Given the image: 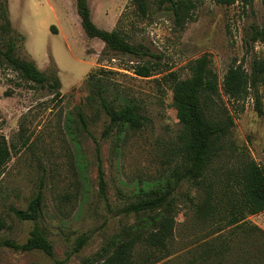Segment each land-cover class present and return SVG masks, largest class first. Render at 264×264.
Masks as SVG:
<instances>
[{
	"label": "rangeland",
	"instance_id": "obj_1",
	"mask_svg": "<svg viewBox=\"0 0 264 264\" xmlns=\"http://www.w3.org/2000/svg\"><path fill=\"white\" fill-rule=\"evenodd\" d=\"M190 1V18L179 26L169 6L158 0H149L144 17L136 14L130 0H87L97 27H118L147 53L137 58L106 50L102 41L88 38L76 0H0V48L5 50L14 39L15 56L57 78L60 92L56 96L53 88L21 80L0 58V135L12 147L0 176V217L7 224L0 230V264H88L137 220L126 207L141 196L140 189L168 177L175 166L180 124L164 76L173 71L186 78L188 64L204 56L220 83L230 64L242 62L249 69L252 59L264 61V40L251 38L253 29L264 27V0L229 6ZM6 19L7 31L2 29ZM143 62L156 66L148 77L131 69ZM95 71L108 86V99L118 94L138 105L145 116L140 129L103 133L109 119L87 97L88 76ZM259 91L262 114L252 95L236 103L220 91V100L234 117L239 149L264 166V74ZM98 160L104 194L99 192ZM234 163H215L214 177H223ZM38 191V218L18 220L11 208L25 209ZM174 197V238L166 256L153 264H186L198 256L201 242L215 236L211 226L194 216L199 190L184 181ZM247 219L264 230V212ZM34 225L53 245L52 257L2 244L24 242ZM136 250L141 254L144 248Z\"/></svg>",
	"mask_w": 264,
	"mask_h": 264
},
{
	"label": "trees",
	"instance_id": "obj_2",
	"mask_svg": "<svg viewBox=\"0 0 264 264\" xmlns=\"http://www.w3.org/2000/svg\"><path fill=\"white\" fill-rule=\"evenodd\" d=\"M213 1L225 6L235 2L253 3V0ZM158 2L169 6L177 25L183 26L190 18L193 8L190 0ZM148 3L149 0H130L140 17L146 16ZM76 13L84 34L102 41L106 50L137 58L147 55L140 45L132 44L118 27L113 30L97 27L91 19L87 0H76ZM8 28L9 21L6 19L2 29L7 31ZM253 31L252 40H264V27ZM15 47V40L11 38L5 50L0 48V58L4 63L21 80L53 88L55 95H60L58 79H50L38 70L34 62L16 57ZM131 69L139 76L148 77L156 66L143 62L131 66ZM188 69L190 73L186 78L178 77L173 71L164 76L169 83L172 105L180 124L177 160L173 170L160 182L140 189L141 196L126 207V212L137 215V220L117 234L88 264H153L159 261L168 253L174 238V196L184 181L200 191L199 200L193 202L194 216L204 225L211 226V232L215 234L201 242L198 256L186 264H264V230L247 219L264 212V166L239 149L233 137L234 117L220 100V91L236 103L244 102L252 95L256 111L262 114L259 87L263 81L264 61L252 59L249 69L242 62L232 63L220 83L204 56L191 61ZM87 84L90 91L88 99L97 101L109 119L103 133H108L111 128L137 130L144 125L145 116L136 103L120 98L118 94L108 99V86L96 71L89 74ZM117 99H122V102L113 103ZM80 120L84 123L82 114ZM11 149L5 136L0 135V176L11 158ZM221 160H235V163L225 169L223 177H214L212 169L217 168L214 165ZM98 186L99 192L104 194L106 183L100 160ZM41 205L42 193L38 191L25 209L11 210L20 221H35ZM6 226V221L0 217V230ZM2 244L17 251L39 250L49 257L53 256V245L36 225L24 242L4 240ZM138 246L144 248L143 253L137 252Z\"/></svg>",
	"mask_w": 264,
	"mask_h": 264
}]
</instances>
